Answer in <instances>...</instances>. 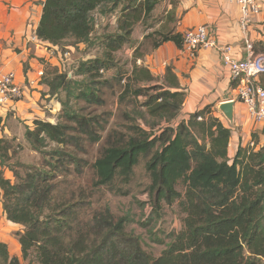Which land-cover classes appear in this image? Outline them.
<instances>
[{"label":"trees","instance_id":"trees-1","mask_svg":"<svg viewBox=\"0 0 264 264\" xmlns=\"http://www.w3.org/2000/svg\"><path fill=\"white\" fill-rule=\"evenodd\" d=\"M159 2L44 1L36 35L52 47L90 44L98 35L97 15L113 17L118 9L120 15L116 33L98 39L104 41L105 55L81 65L78 75L86 81L69 80L58 68L47 66L41 83L52 96L66 94L65 109L57 124L35 121L34 129L27 128L26 140L52 160L32 166L15 162L16 146L0 138L1 166L15 177L13 182L0 171L3 209L10 222L24 227L17 234L24 260L36 254L40 264H264V147L255 151L239 146L231 160L232 129L211 112L177 123L186 94L170 67L161 85H150L159 79L138 66L135 55L126 84L124 76L113 81L122 87L119 105L145 109L139 113L145 127L125 113L129 133L109 131L92 161L77 154H89L102 142L111 115H82L69 107L71 98L88 106L105 104L101 95L114 84L102 81L100 71L117 67L114 53L131 42L137 23L146 21ZM167 41L182 47L183 36L162 35L154 48ZM140 98L145 101L140 103ZM7 117L0 119L1 132ZM50 143L59 148L46 151ZM139 169L144 183L138 187L146 188L157 211L180 198L179 183L187 186L185 230L156 259L139 238L125 232L127 218L117 219L108 206L95 209L92 201L96 194L102 200V189L128 196L139 181ZM0 264H21L1 242Z\"/></svg>","mask_w":264,"mask_h":264},{"label":"crops","instance_id":"crops-1","mask_svg":"<svg viewBox=\"0 0 264 264\" xmlns=\"http://www.w3.org/2000/svg\"><path fill=\"white\" fill-rule=\"evenodd\" d=\"M44 1L0 0V73H15L17 83L25 87V98L7 117L0 133V138L14 143L17 158V150L20 149L17 143L26 142L27 128L34 129L37 120L55 124L48 118L54 115L50 112H60L57 96H52L50 88L41 83L46 65L56 68L59 65L60 52L47 43L38 47L26 41L31 29L35 31L38 28ZM152 14L157 18L155 25L145 24L143 18L134 29L132 41L136 45L132 55L145 46L150 48V43H153L151 50L138 54L137 61L159 79L158 85L163 83L167 68L172 69L186 94L177 123L199 112H211L232 129L228 150L231 160L235 158L239 146L255 151L264 147V124H256L249 119L245 104L238 100L237 83L233 81L230 70L222 64L216 49H202L192 58L184 45L179 47L173 41L154 48L156 42L162 41V35L173 33L183 36L191 29L204 26L219 45L232 47V56L237 60L264 55V9L261 14L244 22L241 7L226 0H160L150 16ZM141 26L143 33L137 35ZM154 33H157L154 39L147 40L146 37ZM263 77H259L262 87ZM232 101L235 102L233 125L219 111L220 105ZM0 171H4L6 179L15 181L12 172L3 168L1 162ZM2 206L0 197V242L9 247L12 257H17L24 264L27 260H24L21 244L14 234L23 226L10 222ZM262 260L264 262V258Z\"/></svg>","mask_w":264,"mask_h":264},{"label":"rangeland","instance_id":"rangeland-1","mask_svg":"<svg viewBox=\"0 0 264 264\" xmlns=\"http://www.w3.org/2000/svg\"><path fill=\"white\" fill-rule=\"evenodd\" d=\"M119 15H120V9L116 11L115 18L114 16L110 17V15H108L107 17H103V19H101V16L97 15L96 33H98V35H96L93 38L90 44L58 47L59 52L61 50L60 52L61 54L59 58H61V56L65 52H66L65 54L72 53V55H70L69 57L65 56L64 54V58L62 60H59V65L57 66L58 70L60 69V65L62 67L64 62L67 61L66 62L67 69L63 71V74H66L69 80H73L77 82L86 81L87 78H85L84 76H79L78 71H80V67L81 65H83V63L88 64L89 61L95 60L96 57L100 58L103 55H105L104 41L99 40L100 41L99 44L98 39L102 35L116 33V30L118 28L117 17H119ZM156 19L157 18H154L152 14L147 18L145 24L149 26H153L156 24L155 23ZM143 30L144 29L142 28V26L139 27L137 29V35L142 34ZM150 33H153V31ZM31 35H36V30L34 31L31 29L28 36L26 37V41L28 44H34L35 46L38 47H42L43 45L46 44V42H43L40 39H39L40 42L38 40L33 41V39L30 38ZM94 42L95 44L93 46L92 43ZM134 44H135L134 41L131 40V42L127 43L122 49L114 53L113 60L117 65V67L107 71H103V70L100 71L99 76L100 79L103 78L102 81L107 80L112 82L113 79L115 78L118 79L124 76L122 83L123 85L126 84V81L132 74L131 70L133 68L135 55L139 53L143 54L144 52H148L149 50H151V46L153 45V43H150V48L145 46L142 49H138V51H135L134 54L132 55ZM48 45L52 47L51 44L48 43ZM62 51L64 52L62 53ZM46 70H47V65H46ZM113 84H114V88L104 89V93L101 95L105 100V104L103 106H97V105L88 106L84 101L76 99L74 97H72L70 100L69 107L72 108L73 111L78 112L82 115L91 114L95 116V115H100L102 113H109V115H111L108 127L106 131L102 133V137H103L102 142L99 145H95L93 148H91L89 154L77 152L78 156L81 158L89 159L91 161L94 160L95 157L98 156V152L101 147L100 145H103L104 141L108 137L107 135L109 131L115 130L120 133H125V134L129 133L128 129L126 128L129 122L125 119V113L133 117V119L137 121L136 123L138 125L145 127L143 121L139 119V113L145 111V109L140 107L139 104H138L139 107L137 105H136L137 107L135 105L133 106H128L126 104L119 105L118 96L122 92V87L118 85L116 81H113ZM139 85L142 86V84ZM150 85H157V81L153 82V84ZM77 92L78 91H76V93ZM56 99H58L59 102L58 107L60 109V112L57 114H55V112H50L52 115L54 113V115L48 117L53 122H55V124H57L60 121V117L62 118L63 109H65L62 103L67 100L66 94L60 93L59 96L56 97ZM144 101H145L144 98L139 99L140 103ZM50 106L52 107V103ZM66 109H68V107ZM25 140H26V136H25ZM17 145H19L17 147H19L20 149L17 150L19 157L16 160H14L15 162L19 161L24 163L25 165L32 166V165H41L42 163H44V160H46L47 162L52 160V156L49 155L48 153H46L47 156L45 159L43 154L34 151L30 147L27 140L26 142L21 141L20 143H17ZM57 148H59L57 147V145L50 143V145L47 148H45V150L49 152ZM70 149L74 150V148H70ZM260 149L258 151H260ZM14 161H12V163ZM141 171H142L141 169H139L138 171L139 181L138 182L136 181L132 185L131 187L132 192H130L128 196L118 195L116 193L110 192V190L108 189H102V198H101L102 200H99L100 199L99 194L98 195L96 194L92 201L94 203L95 209L100 210L108 206L110 207L111 212L117 219L127 218L128 220L125 227V232L129 235L139 238L142 247L146 251V253L151 258L156 259L162 256L164 251L167 249L168 245L174 243L175 239H177V236L181 234L182 231L185 230V221L187 215L184 211L183 204L186 202L185 197L187 194V186L184 183H179L177 185V190L180 193V198H178L172 205H167L166 203H163L162 209L157 211V209L155 210L153 202L151 201L152 199L150 195L148 194V192H146V188L138 187V185L144 183V181H142L143 177L141 176ZM89 177L90 176L88 174V178ZM73 178L74 177H70L68 180H73ZM83 181L84 179L81 180V183ZM0 194H1L0 195L1 203L3 205V196H2L3 194L2 192H0ZM23 230L24 227L19 228L17 232H14L16 237L18 236L17 234L23 232ZM24 264H40V263L37 260L36 254H32L29 260L24 261Z\"/></svg>","mask_w":264,"mask_h":264},{"label":"built area","instance_id":"built-area-1","mask_svg":"<svg viewBox=\"0 0 264 264\" xmlns=\"http://www.w3.org/2000/svg\"><path fill=\"white\" fill-rule=\"evenodd\" d=\"M226 1L236 3L241 7L244 22H248L253 16L261 14L264 9V0ZM30 38L33 41L38 40L40 42L37 35H31ZM183 45L192 58H195L196 53L202 49H216L221 56L222 64L230 70L233 81L237 83V97L240 102L245 104L249 119L256 124H264V87L259 83V77L264 75V55L251 56L246 60H237L232 56V47L219 45L215 37L204 26L185 32ZM56 48L59 51L58 47ZM64 54L61 56L62 59ZM70 55L65 54L68 57ZM66 62L62 67L60 65L59 70L61 73L67 69ZM24 98L25 87L17 83L15 73H1L0 119H5L12 111H15L16 105ZM199 120L202 121V118H199ZM251 146L254 147L255 145L251 144Z\"/></svg>","mask_w":264,"mask_h":264},{"label":"water","instance_id":"water-1","mask_svg":"<svg viewBox=\"0 0 264 264\" xmlns=\"http://www.w3.org/2000/svg\"><path fill=\"white\" fill-rule=\"evenodd\" d=\"M219 111L233 125L235 120V102H226L219 107Z\"/></svg>","mask_w":264,"mask_h":264},{"label":"bare ground","instance_id":"bare-ground-1","mask_svg":"<svg viewBox=\"0 0 264 264\" xmlns=\"http://www.w3.org/2000/svg\"><path fill=\"white\" fill-rule=\"evenodd\" d=\"M262 76V75H261Z\"/></svg>","mask_w":264,"mask_h":264}]
</instances>
